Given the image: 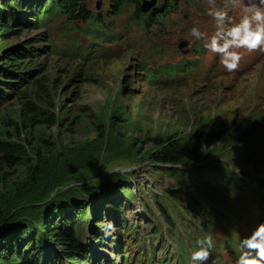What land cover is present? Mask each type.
Listing matches in <instances>:
<instances>
[{"label":"rangeland","instance_id":"obj_1","mask_svg":"<svg viewBox=\"0 0 264 264\" xmlns=\"http://www.w3.org/2000/svg\"><path fill=\"white\" fill-rule=\"evenodd\" d=\"M154 2L160 5L162 0ZM173 2L167 24L143 32L126 22L124 15L113 16L106 0H89L86 4L88 13L99 19L105 18L110 23L105 35L119 38L111 42L105 41L104 34L99 32L98 39H94L91 23H78L76 27L68 28L69 23L61 20L45 27L50 37L45 45L37 39L38 34L44 33L40 27L31 31H16L18 26L15 24L12 32L0 36L1 70L22 73V77L26 76L29 82L41 79L55 107L51 113L60 116L65 123L71 121L67 127L57 130L35 131V137L26 139L23 144L30 161L33 160L31 149L42 151L37 146H43L44 142L54 156L50 162L44 158L45 172L51 176L48 186L43 188L45 192L35 198L23 199L27 203L21 209L35 208L36 212L41 209L43 214L50 203L69 217V210L75 206L86 209L85 217L91 223L87 221L84 227H80L77 237L81 238V244H85V240L99 232L103 245L94 252L93 257L110 255V262L114 264H123V252L127 249L133 252L135 247L122 234L121 228V246H118L116 238L107 236V225L111 228L117 223L120 227L124 223L123 229L135 228L147 238H150L151 231H157L163 235L167 246L158 252L162 244L156 239L152 241L155 247L153 251H157L158 257L169 260L174 255L168 251V247L175 249L172 244L174 240L170 238L172 235L187 238L183 231L185 228L194 241L199 239L190 217L182 215L184 210L179 206L182 198L180 193L173 191L175 184L165 176L161 167L149 162L150 155L164 140L185 137L188 133L186 126L199 118L209 124L225 121L236 128L250 123L246 119L257 114L264 121V56L259 53L261 49L241 51L242 59L238 67L228 72L221 63V55L205 46L222 30L209 15L210 11L228 13L231 17L229 25L225 27L228 30L245 14L243 6L253 1ZM128 10L133 12L131 8ZM193 26L200 28L205 34L204 39L197 40L191 36ZM181 41L187 42L184 49L187 50L186 55L177 47ZM218 42L221 44V38ZM29 46L41 49L42 55L48 52L43 51L44 46L49 49L54 46L56 52H48L45 59L35 55L28 58L19 53ZM14 59L21 63L20 69L9 66ZM30 61H35V64ZM184 62L191 63L193 69L175 74V66ZM25 67L31 72L28 77L27 73L18 72ZM159 68L165 70L167 75L164 76ZM154 72L160 73V77L151 83L148 74ZM239 75L241 79L234 78ZM7 81L0 75V82ZM0 89L2 92L8 91L1 85ZM17 97L12 95L0 104V119L13 117L17 111ZM230 146L217 149L200 168L204 171L211 165L217 169L229 168L235 174L243 172L247 177L252 175L263 185L264 152L250 150L243 156L229 149ZM226 149L231 151L232 156L225 158L226 153L222 151ZM3 174L11 177L12 182L20 181V184L26 179L24 167H0V176ZM258 192L250 194L258 196ZM232 198L235 208L228 218L238 224L236 240V237L250 236L256 226L264 222V206L244 196L241 201L237 200L236 194ZM19 200L13 192L0 190V206L9 203L18 206L22 203ZM153 201H159L164 207H179L176 210L179 221H173V234L168 232L158 216ZM112 206L121 208L118 212L121 217L119 224ZM144 207L151 211H146ZM94 214L99 216L98 219L93 218ZM31 218L37 219L35 216ZM224 237L223 230L217 228L214 235L215 253L209 264H213V261L215 264H236L241 249L227 251L220 245ZM87 243L93 248L94 243ZM115 245L118 246L116 255L110 251ZM186 245L190 247L189 243Z\"/></svg>","mask_w":264,"mask_h":264},{"label":"trees","instance_id":"obj_2","mask_svg":"<svg viewBox=\"0 0 264 264\" xmlns=\"http://www.w3.org/2000/svg\"><path fill=\"white\" fill-rule=\"evenodd\" d=\"M88 1L0 0V36L12 32L16 27L13 26L15 24L18 26L16 31H31L36 26H40L44 27L42 28L44 33L38 34L37 39L43 44L48 43L50 37L45 26L52 22L54 16L55 20L69 23L68 28H74L78 23H91L92 26L94 25L93 27H103L104 19L96 18L86 10ZM106 1L111 7L113 16L124 15L126 22L145 32L164 27L165 17L171 12L174 5L173 0H162L160 5L155 6L151 12L142 14L141 7L148 0ZM42 4V9L50 12V17L47 13H41V20H39L38 12ZM128 8H131L133 12L130 13ZM44 50H48L52 54L56 52L54 46L50 49L48 46H44ZM19 53L28 56V58L35 55L40 59H45V55H47V53L42 55L41 49H35L32 46ZM16 55L18 54L16 53ZM30 62L35 64V61ZM10 65L15 66V69L22 67L16 59L13 64L9 63ZM27 69L25 67L18 72L27 73L28 77L31 72ZM21 74L17 71L1 70L0 68V75L8 80L0 82V85L8 90L2 92L0 89V104L9 100L12 95H18V105L15 106L16 113L13 114V117L0 119V167L9 169L24 167L26 177L25 181L20 184V181L12 182V178L6 174L0 176V190L7 193L13 192L17 195V199H20L19 202H22L18 206L10 203L0 206V264H92L95 248L101 245L99 232L96 233V236L85 240V244H81V238L77 237L78 229L84 227L87 221L88 224L91 223V220H87L85 217L88 212L86 209L83 210L82 207L80 209L75 206L69 210L70 217L65 212L61 213L50 203L43 214H41V209L39 212H36L35 208L21 209L27 203L23 199L35 198L45 192L43 188L48 186L51 176L49 172H45L46 161L44 158L49 161L54 156L53 151L50 152L47 143L44 142L43 146H37V148L43 149L42 151L35 152V148L31 149L33 160L30 161L28 151L23 144L26 143V139L35 137V131L38 133L43 129L57 130L67 127L71 123V121L65 123L60 116L51 113L55 107L47 91L43 88L41 79L29 82L26 76L22 77ZM246 120L250 123L239 125L236 128V126H229L225 121L218 120L209 124L202 118L195 119L186 126L188 133L185 137L177 136L164 140L149 157V162L156 167H161L165 176L175 184L173 191L180 193L182 198L179 204L184 210L182 215L190 217L198 237L202 238L204 234L208 233L214 236L217 228H221L225 237L220 245L229 252H232L234 248L240 250L241 241L246 238L245 236L236 237L234 240L238 232V224L228 218L229 215H232V209L235 208L232 195L236 194L239 199H242V196L247 197L257 202L259 206H264V183L262 185L254 176L247 177L243 172L235 174L229 168L217 169L211 165L207 171H204L200 166L209 160V155L214 154L217 149L225 145H231L229 149L236 150L243 156H246L250 150L264 152V121L258 114L250 116ZM222 153H226L225 158L232 156L231 151L227 149ZM254 156L255 154L252 157ZM251 192H258V196L251 195ZM118 199H120L119 195ZM153 199H155L154 196ZM146 204L150 203L146 202ZM155 207L159 212L158 216L167 226L168 232L173 234L175 232L173 221L174 219L179 221V215L176 212L179 207H164L159 201L155 202ZM144 209L146 210V207ZM112 210L116 213L114 217H118L121 208L112 206ZM32 216L37 219L31 218ZM97 217L99 216L93 215L94 219H98ZM114 228L119 231L118 227L114 226ZM106 230L107 236L113 233V229L108 231L109 225ZM183 231L187 234L186 242L180 235L171 236L172 238L177 237L175 240L177 248L172 253L174 256L171 258V262H174L175 259L178 264H191L190 253L196 247V241L191 238L187 229L183 228ZM122 232L126 236L133 235L132 242L135 245L138 244L139 238H143L151 249L152 241L157 239L162 243L158 252L163 251V247L166 245L163 235H159L157 231L150 232L151 239L140 235L134 228L126 231L123 229ZM93 241L95 246L92 248L87 242L93 243ZM186 243H189L190 247H187ZM153 250L152 254L156 255ZM214 253L215 250L210 263ZM147 256L151 258L149 254ZM147 262H149L148 259Z\"/></svg>","mask_w":264,"mask_h":264},{"label":"clouds","instance_id":"obj_3","mask_svg":"<svg viewBox=\"0 0 264 264\" xmlns=\"http://www.w3.org/2000/svg\"><path fill=\"white\" fill-rule=\"evenodd\" d=\"M244 13L226 33L217 32L205 45L210 51L221 55V63L228 72L234 71L242 59L239 49L264 50V0H253L245 7ZM209 15L215 18L221 28L229 20L226 11H210ZM190 34L197 40L205 38L197 26L191 27ZM220 38L224 39L223 44L218 42ZM214 248V236L211 233L204 234L190 253L191 264H209ZM236 264H264V222L259 223L251 235L241 241V252Z\"/></svg>","mask_w":264,"mask_h":264},{"label":"water","instance_id":"obj_4","mask_svg":"<svg viewBox=\"0 0 264 264\" xmlns=\"http://www.w3.org/2000/svg\"><path fill=\"white\" fill-rule=\"evenodd\" d=\"M154 3H155L154 1L144 2L142 7H141L142 13H146L154 5ZM185 46H186V43H180L179 48H182Z\"/></svg>","mask_w":264,"mask_h":264},{"label":"bare ground","instance_id":"obj_5","mask_svg":"<svg viewBox=\"0 0 264 264\" xmlns=\"http://www.w3.org/2000/svg\"><path fill=\"white\" fill-rule=\"evenodd\" d=\"M251 1H253V0H251ZM245 7H246V6H243V9H245ZM213 18H214V17H213ZM228 18H229V20H230L231 17L228 16ZM214 19H215V18H214ZM229 20H226V21H225V23H224V25H223V28H225L226 25H229ZM216 24H217V23H216ZM225 33H226V32H225ZM221 41H222L221 44H223V43H224V39L221 38ZM260 54H261L262 56H264V50H263V52L260 53ZM234 78L241 79L242 77L239 75V76H235Z\"/></svg>","mask_w":264,"mask_h":264}]
</instances>
